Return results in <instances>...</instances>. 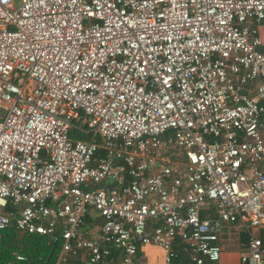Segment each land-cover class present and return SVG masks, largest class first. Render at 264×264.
Masks as SVG:
<instances>
[{
	"label": "built area",
	"instance_id": "2783aa9c",
	"mask_svg": "<svg viewBox=\"0 0 264 264\" xmlns=\"http://www.w3.org/2000/svg\"><path fill=\"white\" fill-rule=\"evenodd\" d=\"M221 223L264 264V0H0V231L220 264Z\"/></svg>",
	"mask_w": 264,
	"mask_h": 264
},
{
	"label": "trees",
	"instance_id": "16d2710c",
	"mask_svg": "<svg viewBox=\"0 0 264 264\" xmlns=\"http://www.w3.org/2000/svg\"><path fill=\"white\" fill-rule=\"evenodd\" d=\"M97 218L96 224H98ZM246 238V235L241 234L240 242L244 243ZM261 238L264 243V235ZM58 248L59 243L49 242L43 236L18 232L13 228L0 231V264H54ZM183 248L182 244L174 247L176 257L173 264H190ZM225 252L227 251L223 250L221 253V259L223 255L225 257ZM16 256L21 257L22 260H16ZM73 262L72 258L65 256L61 264H73Z\"/></svg>",
	"mask_w": 264,
	"mask_h": 264
},
{
	"label": "crops",
	"instance_id": "0c3cea01",
	"mask_svg": "<svg viewBox=\"0 0 264 264\" xmlns=\"http://www.w3.org/2000/svg\"><path fill=\"white\" fill-rule=\"evenodd\" d=\"M227 234H228V236H230L228 242L223 241V240H225L224 238H225V236H227ZM241 234H244V233L241 232L240 230H238L237 228H236L235 237L231 236L229 234V231L221 234L222 240L219 243L222 245V247L224 248L226 246V248H235L236 249V250L231 249L228 253V256L225 255V257H224V255H223L221 263H223L224 259H226L230 256H235V258H236L235 264L239 263L238 256H239V253L243 250L244 244H245V242L244 243L240 242V235ZM234 251H238L237 255L235 253H233ZM224 254H226V252ZM136 260L140 264H163L162 263V252L159 248H157L154 245L139 246L137 248V252H136Z\"/></svg>",
	"mask_w": 264,
	"mask_h": 264
},
{
	"label": "rangeland",
	"instance_id": "374dc122",
	"mask_svg": "<svg viewBox=\"0 0 264 264\" xmlns=\"http://www.w3.org/2000/svg\"><path fill=\"white\" fill-rule=\"evenodd\" d=\"M17 5H18V3H17V1H15L14 2V7H17ZM97 222H98V224L101 223V219L99 217L97 218ZM220 225H221L220 229H221L222 233H226L227 231H229V234L231 236L235 237V235H236V227L235 226H232L230 224H224V223H221ZM250 232L253 235H257V231L254 230V229H250ZM231 249L236 250L235 248H226V246L224 247V251H227L226 254H225L226 256H228V253H229V251ZM238 251H234L233 253H235L237 255ZM235 260H236L235 256H230V257L224 259L223 263H221L222 261H220V264H235V262H236Z\"/></svg>",
	"mask_w": 264,
	"mask_h": 264
}]
</instances>
